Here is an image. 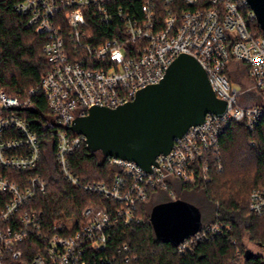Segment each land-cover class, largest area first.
I'll return each instance as SVG.
<instances>
[{
	"label": "built area",
	"instance_id": "1",
	"mask_svg": "<svg viewBox=\"0 0 264 264\" xmlns=\"http://www.w3.org/2000/svg\"><path fill=\"white\" fill-rule=\"evenodd\" d=\"M15 9L45 37L49 68L38 88L58 125V173L103 201L84 207L83 223L73 233L61 234L59 224L44 231L43 212L30 203L45 191L47 181L35 174L18 183L0 171V264L9 256L22 257L20 244L33 235L44 248L31 264H90L96 252L104 253L101 262L129 263L128 244L115 251L109 248L113 227L138 222V204L152 191L163 189L174 195L169 178L194 183L200 162L203 180H209L204 160L217 154L222 131L238 120L253 130L264 115V104L239 103L243 89L232 85L226 74L231 61L246 64L252 83L244 92H256L264 102V33L256 34L252 26L256 13L247 0H19ZM96 22L106 27L108 36L96 30ZM180 53L198 60L216 97L226 100V111L207 113L201 123L176 137L169 152L157 155L151 170L132 160L107 156L120 171L110 181H82L69 161L85 140L83 134L69 129L74 119L88 114L92 106L115 108L133 100L138 90L158 83ZM30 104L0 89V168L37 167L41 140L21 115ZM16 132L18 136H13ZM248 208L255 215L264 212V186L250 192ZM221 229L219 223L203 225L176 250L184 253L192 243Z\"/></svg>",
	"mask_w": 264,
	"mask_h": 264
},
{
	"label": "trees",
	"instance_id": "2",
	"mask_svg": "<svg viewBox=\"0 0 264 264\" xmlns=\"http://www.w3.org/2000/svg\"><path fill=\"white\" fill-rule=\"evenodd\" d=\"M17 1L0 0V89L21 100H30V106L25 107L21 115L27 118L40 137L41 156L35 169L15 171L0 168V171L18 183L40 174L47 181V187L32 199L30 205L42 210L44 231L59 224V232L68 235L82 225L84 207L103 201V198L69 183L58 173L55 159V131L58 125L53 122L45 96L38 88L49 68L44 52L45 37L27 25L26 17L15 9ZM252 26L256 34H263L258 22ZM96 30L109 35L106 27L97 22ZM226 74L231 83L239 81L241 77L245 79L248 77V66L233 60ZM239 83L240 87H244V80ZM249 93L248 97L238 100L239 103L248 106L264 104L256 92ZM13 136H18L17 132ZM215 156L209 155L204 160L208 163L209 180H203V162H200L195 166L197 180L194 183H186L175 177L168 181L174 195L176 191L179 192L182 201L191 202L181 192L189 191L196 195L199 190L213 207V212L207 215L204 222L200 211L202 226L219 223L221 232L196 241L184 253H178L175 245L159 239L154 231L151 219L153 206L172 201L154 198L160 190L156 189L138 204V222L127 225L119 223L113 227L109 248L115 251L126 243L130 248L129 253H132L129 263L120 264H264V212L255 215L248 208L250 192L264 186V115L253 130L246 126L244 120L233 121L227 126L220 135ZM69 161L84 182L110 181L120 171L107 161V156L100 150L89 149L85 140L69 155ZM105 202L108 204V201ZM245 233L251 243L263 249V252L250 249L253 253L250 259L243 254ZM20 247L22 257L12 259L9 256L5 264H31L34 255L43 251L44 244L33 235ZM102 253L91 254L90 264H107L100 260Z\"/></svg>",
	"mask_w": 264,
	"mask_h": 264
},
{
	"label": "water",
	"instance_id": "3",
	"mask_svg": "<svg viewBox=\"0 0 264 264\" xmlns=\"http://www.w3.org/2000/svg\"><path fill=\"white\" fill-rule=\"evenodd\" d=\"M247 1L264 33V0ZM226 108V100L216 97L198 60L180 53L158 83L138 90L133 100L115 108L92 106L69 129L83 134L89 149L151 170L157 155L169 152L176 137L201 123L207 113L221 115ZM151 219L156 236L175 246L202 226L199 210L182 200L154 205ZM252 256L245 248L244 257Z\"/></svg>",
	"mask_w": 264,
	"mask_h": 264
},
{
	"label": "rangeland",
	"instance_id": "4",
	"mask_svg": "<svg viewBox=\"0 0 264 264\" xmlns=\"http://www.w3.org/2000/svg\"><path fill=\"white\" fill-rule=\"evenodd\" d=\"M240 80H244L245 81V85L244 87L240 88ZM239 81L236 82H232V85H235L236 87H239L240 89H243L241 95L238 97V100L244 99L246 97H248V95L250 93L248 92H244V88L246 86H249L252 83V79L248 76L247 78L243 79L242 77L239 78ZM176 191V190H175ZM179 191V190H178ZM176 195H171L169 194V192L167 190H163L160 189L157 193V196L154 197L156 199H162V198H166V199H172L173 201L175 200H180L181 196L179 195V192L176 191ZM184 195L188 196V199L191 202H187L188 204H190L192 207L196 208L199 210V212H202V222H204L207 219V215L211 214L213 212V207H212V203L210 201H208L207 199H205L204 195L198 190L196 195H194V193H191L189 191H184L181 192ZM242 243L244 244V249L245 248H250L256 252H263V249L256 246L255 244L251 243L248 240V234H244ZM244 254V251H243Z\"/></svg>",
	"mask_w": 264,
	"mask_h": 264
}]
</instances>
